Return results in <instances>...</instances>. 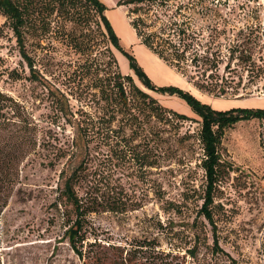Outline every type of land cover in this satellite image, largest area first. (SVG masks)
Segmentation results:
<instances>
[{
  "label": "rangeland",
  "instance_id": "1",
  "mask_svg": "<svg viewBox=\"0 0 264 264\" xmlns=\"http://www.w3.org/2000/svg\"><path fill=\"white\" fill-rule=\"evenodd\" d=\"M100 1L116 41L109 36L93 47L88 61L92 66L83 63L85 57L68 45L57 24L41 37L27 36V50L36 67L50 84L67 91L61 96L63 106L57 100L60 96H53L45 83L28 77L15 38L2 25L5 18L0 14V110L17 107L36 124L40 141L44 137L57 147L72 145L73 149L71 159L62 158L54 168L41 163L49 157L25 161L21 182L2 216L1 264H81L65 235L66 219L52 205L61 185L60 169L64 165L67 174L81 161L101 190L119 192L128 203H135L123 212L91 214L98 237L123 247V256L131 258L129 264H264L262 118L242 119L224 132L219 152L226 171L215 185L212 224L200 213L206 184L198 140L202 117L186 96L165 89L178 88L217 110L264 109V0H198L203 13H197L192 22L200 33L186 51L180 70L139 42L127 6L117 5L118 0ZM107 46L118 66L113 63L112 70L131 75L171 115L173 111L184 116H172L163 125L167 137L163 159L159 142H148L150 157L157 158L154 167L139 165L121 143L115 146L118 137L109 144L101 143L98 136L86 139L72 123L96 122L103 114L102 106H114L99 96L96 87L100 78L109 76ZM69 76L73 79L67 86ZM145 80L154 88H148ZM210 82L223 84L225 91L220 94ZM198 84L204 85L199 88ZM117 120L118 116L112 128H117ZM155 186H160L162 197L154 192ZM137 244L147 247L132 250Z\"/></svg>",
  "mask_w": 264,
  "mask_h": 264
},
{
  "label": "trees",
  "instance_id": "2",
  "mask_svg": "<svg viewBox=\"0 0 264 264\" xmlns=\"http://www.w3.org/2000/svg\"><path fill=\"white\" fill-rule=\"evenodd\" d=\"M117 5L127 6L129 23L139 42L166 63L180 70L187 60L186 51L190 48L192 40L200 33V29L195 28L193 22L197 13H203L202 2L118 0ZM105 9L100 0H0V14L5 18L2 25H6L11 30L22 63L28 68V77L45 83L53 96L59 95L60 99L57 100L61 106H63L61 96L66 95L67 91L50 84L36 67L35 58L27 50V36L41 37L51 31L53 24H57L63 29L64 40L75 52L85 57L83 63H88L93 47L99 41L108 40L109 36L116 41L110 21L104 13ZM1 30L0 25V33ZM108 47L110 61L106 65L110 67L107 71L109 76L100 78L96 87L99 96L114 106H102L103 114L98 116L96 122L75 120L72 123H75L73 125L78 129L77 131L86 139L98 136L101 143L109 144L112 137H118L115 146L121 143V148L139 161V165L154 167L157 158L153 154V158L150 157L148 142H159L157 149L160 148L159 156L163 159L167 141L166 129L163 125L169 124L172 116L180 119H184V116L173 111L171 115L169 110L161 106L153 96L135 84L131 75L122 74L117 69L116 59ZM202 57L207 59L208 56ZM193 61L196 63V59ZM90 63L93 62L88 64ZM113 63L117 67L114 70L111 69ZM70 77L66 81L67 86L70 85V79H73ZM145 83L148 88H154L150 81L145 80ZM203 85L198 84V87ZM210 85L218 87L220 94L225 91V86L221 83L210 82ZM71 89L70 86L68 91ZM165 89L186 96L202 117L198 140L203 152L200 166L204 171L206 184L200 213L213 224L214 189L219 178L226 171V162L219 152L224 132L242 119L263 118L264 109L236 107L217 110L208 104L196 101L187 92H182L178 88L168 86ZM2 100L3 95L0 93V101ZM59 111L65 114L64 107H60ZM117 116L119 124L117 128H112L111 123ZM81 121L84 124H81ZM156 123H159V126H156ZM36 127V124L23 117L15 106H12L10 111L0 110V264L3 242L2 216L15 187L21 182L25 161L31 162L40 157H49L41 163L46 167L54 168L62 158L68 157L66 161H69L73 154L72 145L68 148L57 147L44 137L40 141ZM137 138L140 140L134 144L133 141ZM143 142L144 148L137 149ZM85 165L86 163L81 161L67 174V168L63 165L59 172L61 185L57 187V195L52 202L66 219L65 235L68 243L81 264H129L131 258L123 256V247L104 242L98 237L91 222V214L103 211L123 212L128 209V205L133 208L135 203H128L119 192L110 194L101 190L93 177H88L90 174H87ZM154 192L162 197L160 186H155ZM213 240L217 248L218 239L217 236L215 237V232H213ZM131 247L132 250L137 251L136 249L147 247V244Z\"/></svg>",
  "mask_w": 264,
  "mask_h": 264
},
{
  "label": "built area",
  "instance_id": "3",
  "mask_svg": "<svg viewBox=\"0 0 264 264\" xmlns=\"http://www.w3.org/2000/svg\"><path fill=\"white\" fill-rule=\"evenodd\" d=\"M260 134H261V139L264 143V117L262 118V121H261Z\"/></svg>",
  "mask_w": 264,
  "mask_h": 264
}]
</instances>
